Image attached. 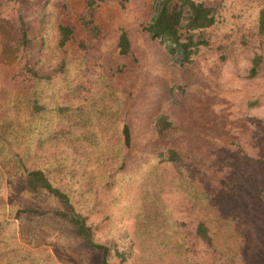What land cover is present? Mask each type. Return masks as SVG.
Here are the masks:
<instances>
[{"label":"rangeland","instance_id":"374dc122","mask_svg":"<svg viewBox=\"0 0 264 264\" xmlns=\"http://www.w3.org/2000/svg\"><path fill=\"white\" fill-rule=\"evenodd\" d=\"M84 2L0 0V264H99L100 252L68 221L30 210L61 207L17 190L34 168L110 244L111 264H264V216L252 214L249 190L253 181L264 187V59L248 77L253 52L264 57V34L255 32L261 1L224 0L225 19L211 34L218 41L229 35L226 58L202 47L184 64L143 29L152 0H98L102 40L87 58L74 44L63 53L56 25L74 21ZM19 4L34 38L27 46L14 32ZM122 31L128 55L117 49ZM28 65L48 75L36 91L14 78ZM31 98L44 106L40 113L31 112ZM161 116L173 127L159 134ZM170 149L180 161L168 158ZM259 198L264 213L263 191ZM199 216L210 217L214 252L190 241Z\"/></svg>","mask_w":264,"mask_h":264},{"label":"trees","instance_id":"16d2710c","mask_svg":"<svg viewBox=\"0 0 264 264\" xmlns=\"http://www.w3.org/2000/svg\"><path fill=\"white\" fill-rule=\"evenodd\" d=\"M224 0H152L153 15L148 23L144 24L143 29L148 33L151 39H159L169 51L173 54L176 61L180 64L191 62L202 47H210L212 51H218L222 59L226 58L224 53L225 40L229 35H224L223 38L213 40L211 31L220 26L224 19L223 13ZM261 1V7L258 10V19L255 32L259 35L264 34V0ZM98 0H85L82 10L76 14L74 21L66 23H58L56 25V42L57 47L63 52L67 53L68 47L74 44L77 51L80 52L84 58L91 54V50L102 40V28L97 22ZM14 32L18 38V42L27 46L34 38L28 34V21L26 20V13L23 5L16 6V17L14 23ZM249 32V31H248ZM245 30L237 29L236 33L242 37L247 36ZM253 31H251L252 33ZM235 33V34H236ZM232 34V32H229ZM249 36V35H248ZM117 49L119 54L128 55L131 50V40L127 31H122L118 37ZM264 57L261 53L255 51L251 57V65L249 67L248 77H255L261 71V66ZM65 61L62 59L55 72L62 71ZM47 74L41 75L33 68V66H25V70L20 74L15 75L14 78L18 80L20 85L29 91H36L39 81L46 79ZM31 112L34 114L40 113L44 106L39 104L36 98L29 100ZM172 123L167 120L165 116L157 118L155 122V129L159 134H162L172 128ZM122 144L126 150L132 148V131L127 123H124L121 129ZM168 158L179 160V155L173 149L167 151ZM164 157L165 154H161ZM180 161V160H179ZM213 179H210L212 182ZM216 183V182H215ZM261 180L251 183L249 190L252 196V206L256 212L252 214L258 218L264 216L261 212L262 200H255L259 192H264V187L259 188ZM19 191H27L32 193H41L46 198L56 200L61 207H54L49 210L38 211L30 208L31 211L37 213H51L68 221L73 227L76 234L81 238L82 243L88 248L100 252L99 264H111L110 244L99 241L93 231L91 223H87L86 217L79 211H76L67 194L59 187L53 185L52 181L41 168H34L27 170L25 177L17 186ZM240 195V192H238ZM241 197V196H240ZM243 198V197H242ZM207 206L211 207L214 202L207 199ZM196 203V198L192 199L193 210ZM245 206V202L239 201V206ZM189 212V211H188ZM239 215H244L240 210L236 211ZM210 221V217H207ZM204 216H199L190 235V241L198 239L202 242L206 251L211 252L215 250L213 244V237L210 233V227L206 224ZM184 225L185 223L182 222ZM186 234V233H185ZM187 235V234H186ZM117 256H122L123 252L118 249L115 250ZM231 264V261H226Z\"/></svg>","mask_w":264,"mask_h":264}]
</instances>
